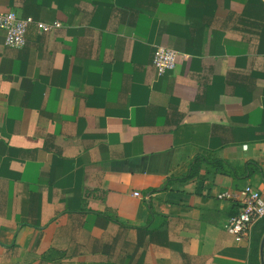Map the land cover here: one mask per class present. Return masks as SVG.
<instances>
[{"label":"crops","instance_id":"1","mask_svg":"<svg viewBox=\"0 0 264 264\" xmlns=\"http://www.w3.org/2000/svg\"><path fill=\"white\" fill-rule=\"evenodd\" d=\"M8 12L28 26L20 48L0 29V264H252L216 195L264 191V0ZM157 46L174 71L157 73Z\"/></svg>","mask_w":264,"mask_h":264},{"label":"built area","instance_id":"2","mask_svg":"<svg viewBox=\"0 0 264 264\" xmlns=\"http://www.w3.org/2000/svg\"><path fill=\"white\" fill-rule=\"evenodd\" d=\"M27 26L28 22L19 19L14 12L0 14V29L5 31L4 44L6 46L22 47L25 43ZM59 26V23L53 25L37 23V28L43 31ZM152 64L159 75L174 71L176 67L175 51L163 46L155 47ZM216 198L219 201L238 205V212L229 218L226 231L234 237L236 242L250 240L254 227L264 218V191L252 185H245L236 190L220 192Z\"/></svg>","mask_w":264,"mask_h":264},{"label":"rangeland","instance_id":"3","mask_svg":"<svg viewBox=\"0 0 264 264\" xmlns=\"http://www.w3.org/2000/svg\"><path fill=\"white\" fill-rule=\"evenodd\" d=\"M264 219L256 227L251 237L252 242V264H264Z\"/></svg>","mask_w":264,"mask_h":264},{"label":"trees","instance_id":"4","mask_svg":"<svg viewBox=\"0 0 264 264\" xmlns=\"http://www.w3.org/2000/svg\"><path fill=\"white\" fill-rule=\"evenodd\" d=\"M195 161H197V160H195ZM206 163H208L209 165H211V166H213V163H211V162H208V161H206ZM221 164V166L222 167H227V169H228V172H229V174H231L233 177H235V178H238V177H240V175H239V170H237L236 168H234L231 164H229V163H227V162H218V164ZM196 165V164H195ZM191 168H197V166H192ZM254 171H256V167L255 166H252V164H246L245 165V169H244V174L245 175H247V176H250L251 174H252V172H254ZM223 172V171H222ZM189 177H191L190 175H188L187 177H186V179L187 178H189ZM264 219V218H263ZM263 219H261L257 224L259 225L262 221H263ZM256 229V228H255ZM254 229V230H255ZM263 231H264V227H263ZM251 245H252V242H251Z\"/></svg>","mask_w":264,"mask_h":264}]
</instances>
